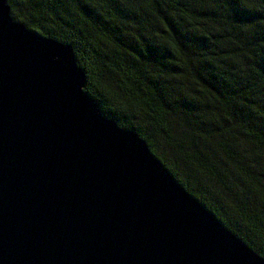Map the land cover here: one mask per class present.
Returning a JSON list of instances; mask_svg holds the SVG:
<instances>
[{
  "label": "water",
  "instance_id": "95a60500",
  "mask_svg": "<svg viewBox=\"0 0 264 264\" xmlns=\"http://www.w3.org/2000/svg\"><path fill=\"white\" fill-rule=\"evenodd\" d=\"M0 0V264H264Z\"/></svg>",
  "mask_w": 264,
  "mask_h": 264
},
{
  "label": "trees",
  "instance_id": "16d2710c",
  "mask_svg": "<svg viewBox=\"0 0 264 264\" xmlns=\"http://www.w3.org/2000/svg\"><path fill=\"white\" fill-rule=\"evenodd\" d=\"M85 91L264 257V0H7Z\"/></svg>",
  "mask_w": 264,
  "mask_h": 264
}]
</instances>
